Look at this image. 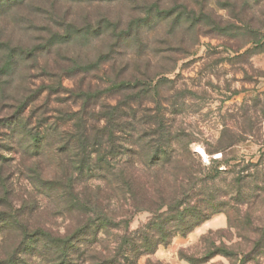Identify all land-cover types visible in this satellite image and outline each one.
Listing matches in <instances>:
<instances>
[{
  "label": "rangeland",
  "instance_id": "1",
  "mask_svg": "<svg viewBox=\"0 0 264 264\" xmlns=\"http://www.w3.org/2000/svg\"><path fill=\"white\" fill-rule=\"evenodd\" d=\"M71 26L89 32L64 40ZM128 28L133 30L118 36ZM0 42L26 51L2 77L5 96L21 101L38 92L41 102L56 90L74 100V64L108 55L102 63L111 82L122 72L138 80L137 90L149 87V94L138 100L145 110L138 113L140 120L166 125L173 135L180 131L201 169L220 170L202 173L209 182L214 175L211 193L223 208L240 203L234 209L239 228L228 227L226 214H215L135 264H198L207 251L221 247L236 256L215 255L202 264H239L243 255L245 264H264V244L259 251L255 247L264 232V0H0ZM113 45L118 47L111 50ZM6 59L2 48L0 67ZM105 84H100L104 90L109 88ZM134 94L105 91L101 101L108 109L132 101ZM14 150L18 153H2L13 173V206L28 201L29 207L34 205L32 224L38 221L60 236L71 232L76 219L59 213L50 195L32 192L22 172L21 149ZM238 178H244L240 184ZM89 184L104 186L100 181ZM151 217L145 211L134 214L129 230ZM240 223H250L251 231L240 232ZM111 234L109 241L117 232ZM14 242L15 231L0 233V259ZM88 258L82 264H92ZM18 264L46 263L28 255Z\"/></svg>",
  "mask_w": 264,
  "mask_h": 264
},
{
  "label": "trees",
  "instance_id": "2",
  "mask_svg": "<svg viewBox=\"0 0 264 264\" xmlns=\"http://www.w3.org/2000/svg\"><path fill=\"white\" fill-rule=\"evenodd\" d=\"M130 30L118 32V36ZM81 31L89 29L71 26L64 40ZM98 31L94 33L99 35ZM117 47L113 45L111 50ZM2 48L7 59L0 67V233L15 231V242L0 264H18L28 255H38L46 264H82L88 257L92 264H135L141 256L169 245L175 236L186 237L215 214H226L228 227L239 228L235 210L240 203L223 208L219 197L211 193L214 175L210 182L203 176L202 169L219 174L218 167L201 169L198 155L180 131L173 135L166 125L140 120L138 113L145 110L138 100L149 94V87L137 90L138 80L126 78L122 72L111 82L102 63L108 55L85 65L74 64L78 77L75 91L70 92L74 100L53 90L41 102L38 92L20 101L5 96L1 85L17 56L26 51L0 42ZM102 82L109 88L104 90ZM119 90L134 92L132 101L107 109L102 95ZM18 147L22 172L32 192L50 195L59 213L76 219L66 235L53 234L38 221L32 224L34 205L29 207L28 201L20 208L13 206V173L2 153H18L14 150ZM243 179L235 182L240 184ZM90 181L104 186H91ZM143 211L151 213V219L130 231L133 215ZM249 228L250 223H240V232L251 231ZM112 231L117 234L109 241ZM261 244L264 232L255 245L258 251ZM215 255L232 259L236 253L214 248L198 264ZM246 257L238 263L245 264Z\"/></svg>",
  "mask_w": 264,
  "mask_h": 264
},
{
  "label": "bare ground",
  "instance_id": "3",
  "mask_svg": "<svg viewBox=\"0 0 264 264\" xmlns=\"http://www.w3.org/2000/svg\"><path fill=\"white\" fill-rule=\"evenodd\" d=\"M200 151V153L205 157V155L203 154V152L201 151V150H199Z\"/></svg>",
  "mask_w": 264,
  "mask_h": 264
}]
</instances>
